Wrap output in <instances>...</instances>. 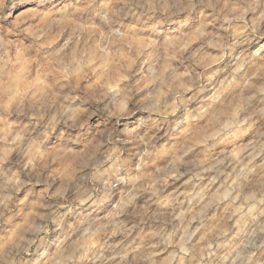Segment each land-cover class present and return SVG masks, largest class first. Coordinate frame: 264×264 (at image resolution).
<instances>
[{"label":"clouds","instance_id":"clouds-1","mask_svg":"<svg viewBox=\"0 0 264 264\" xmlns=\"http://www.w3.org/2000/svg\"><path fill=\"white\" fill-rule=\"evenodd\" d=\"M0 264H264V0H0Z\"/></svg>","mask_w":264,"mask_h":264},{"label":"rangeland","instance_id":"rangeland-1","mask_svg":"<svg viewBox=\"0 0 264 264\" xmlns=\"http://www.w3.org/2000/svg\"><path fill=\"white\" fill-rule=\"evenodd\" d=\"M194 39H195V38H194ZM209 43H211V40H209ZM234 153H235V150H234ZM145 230H147V229H145ZM140 234H141V233H140L139 229H137L136 231H134L133 236L130 237L129 239H130V240L138 239V236H139ZM141 235H142V234H141Z\"/></svg>","mask_w":264,"mask_h":264}]
</instances>
